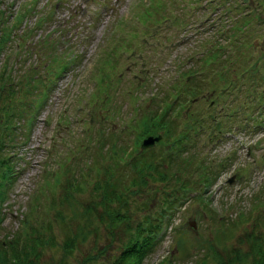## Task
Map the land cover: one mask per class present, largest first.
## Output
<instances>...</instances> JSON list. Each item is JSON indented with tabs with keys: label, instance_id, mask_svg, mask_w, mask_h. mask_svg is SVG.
<instances>
[{
	"label": "rangeland",
	"instance_id": "374dc122",
	"mask_svg": "<svg viewBox=\"0 0 264 264\" xmlns=\"http://www.w3.org/2000/svg\"><path fill=\"white\" fill-rule=\"evenodd\" d=\"M53 1L0 0V30L15 39L9 45L4 41L3 52L16 58L8 72L13 90L0 98V240L5 250L11 242L18 245L25 215L30 222L25 244L32 225L45 238L52 235L59 247L72 236L70 251L46 243L34 250L37 264H81L89 255L84 264H111L133 241L135 225L153 224L176 198L170 228L145 246L141 264H160L164 258L162 264H250L255 238H264V108L256 113L257 101L264 99L259 98L264 96V21L254 23L264 17V0H244L228 14L222 10L242 0H61L55 8ZM29 4L33 10L24 13ZM216 15L221 17L214 20ZM238 25L244 34L236 31ZM148 31V42L156 41L153 47L139 41ZM241 40L249 45L237 49L235 70L230 67L221 77L226 66L203 64L216 50L219 62L225 45ZM247 54L253 58L247 60ZM243 68L253 73L241 76ZM185 69L197 70L194 82L180 79ZM52 79L42 107L26 123L40 82ZM233 82H240L239 91ZM185 83L189 95L171 104ZM225 85L223 95L218 87ZM31 87L33 97L26 95ZM213 99V108L207 107ZM10 113L16 124L11 130ZM165 114L170 121L165 128L154 125L136 137L142 116L158 123ZM215 121L232 134L207 139L204 134ZM196 124L204 128L196 142L174 158L164 157L176 135L191 141L188 133ZM147 138L154 144L143 148ZM108 178L115 191H124L121 206L110 199L100 206L93 187L107 185ZM198 188L212 197L186 194ZM136 234L146 242L142 228Z\"/></svg>",
	"mask_w": 264,
	"mask_h": 264
},
{
	"label": "trees",
	"instance_id": "16d2710c",
	"mask_svg": "<svg viewBox=\"0 0 264 264\" xmlns=\"http://www.w3.org/2000/svg\"><path fill=\"white\" fill-rule=\"evenodd\" d=\"M243 1L244 0L241 1V4L244 3ZM248 9L250 10L249 6H248ZM249 10H248V14L251 12V10L250 11ZM23 11H24V13L28 12V8L27 7L24 8ZM15 19H20V17L15 16ZM0 20H1V18H0ZM246 20L247 19L242 20V21L245 22ZM263 21H264V17L263 18H257L256 17L254 19V23L255 24H258V23L263 22ZM37 27H38V24H37ZM241 27L242 26L238 25L237 28H236V31H239V32L242 31L243 34H244L245 31H244V29H240ZM31 29L33 30L32 27H31ZM14 40H15L14 37H12V35L10 36L9 32L4 31V30H0V98H4L5 97V92L6 93H11L12 90H13V88L12 89L9 88V87H12L13 85L10 83V77L8 75V72H10L12 67H13L11 65L12 60L14 62L16 60V58H14L15 55L7 57V53H4L3 50L5 48V44L6 43L9 45ZM4 41H5V44H4ZM236 41L239 42L240 39H237ZM245 44H247V43L244 40H241L240 44L237 43L235 45H234V42H231L230 46L225 45V50L227 52L224 53L222 59L219 58L220 59L219 62L217 61V59L214 58V55H217V53H216L217 50H216V51H213L210 54V56H207L208 58L207 57L205 58V60L203 61V64H207L209 62L212 65H215V64H219L220 65L221 64L222 67L226 66V69H222L221 70L222 74L219 72V74L222 77L223 74H224V71H226V70L230 71V67H232V69L235 70L233 68L234 67L233 65L236 62L234 63V61H235V59L239 58V54H237V49H239V47H241V46H244ZM247 45H249V44H247ZM248 56H249L248 59L253 58L252 54H247L246 57H248ZM253 63H254V61H253ZM177 64H178V62L176 61L175 67L179 66ZM179 64H180V61H179ZM203 64L201 65V67L203 66ZM235 66H236V64H235ZM195 71H197V70L189 71V69H185L183 74H181L180 79H181L182 76H186L185 77V79H186L185 81H187L188 79L192 78L191 80L194 82L196 79L193 78L194 76L192 77V73L195 72ZM210 71H211V68H210ZM242 71H244V72H241L243 74V76H247V77H249V75L253 73L248 68H243ZM48 72H49V69H46V71L44 72V77L45 76L48 77V75H47ZM54 72L51 71L52 74L50 73L52 77L55 76ZM198 72L202 73V70H198ZM198 72L196 74H199ZM231 72L234 73V71H232V70H231ZM33 73L34 72L31 71V74H33ZM41 73H43V72L41 71ZM41 73H40V75H41ZM178 76H179V74L177 73L176 78H178ZM254 77H255V75H254ZM228 81L223 79V83L222 84H228L229 83L228 85H230V82H228ZM230 81L232 82L231 79H230ZM43 84H44L43 81H41L40 82V87H39V90H38V95L36 96L34 103H36L38 101V99L40 98V96L42 95ZM186 84L187 83L183 84L179 88V90H177V91H175L173 93V95L171 96V99H170L171 104L178 103V105H179V104H181V102H184L183 100L182 101L180 100V96L187 95V94L189 95V93H187L186 90L183 88ZM234 84L235 83L233 82V85ZM228 85L219 86L218 87L221 90L220 92L221 93L223 92L222 93L223 95L225 94L226 91H228ZM238 85H237V87L239 88L238 89V91H239L241 87H239ZM240 86H242V85L240 84ZM33 92H34V88L31 87L30 89L26 90V95L31 94V96L33 97ZM89 96H91V95H89ZM210 102L208 103L207 107L213 108L215 100L214 99L210 100ZM178 105H175V106H178ZM182 108L183 107L181 106V109ZM173 109H174V106L172 107V110ZM161 114H162V112H158V116H160ZM167 115L165 114V117L161 118L160 122H158V123H155L154 122L155 118H153L150 115L142 116L141 119L138 121V126L140 128H139V130L137 132L136 137L140 136L142 133L151 131L152 128H155L154 125H157V127H160V128L164 127V126H167L170 123V121L166 118ZM212 115H213L212 113L208 114V119L210 120V122L212 120L211 119ZM12 116H13V113H10L9 117L6 119L9 122L8 124L11 123ZM256 124H259L258 121H256ZM256 126H258V125H256ZM198 127H199L198 124H196L189 131L188 135L192 134V133H195L197 131ZM222 128H223V124L219 125V123L216 121L214 123V125L211 127V131L213 132L212 136H218V132H219L218 130H220ZM188 129L189 128H187L186 130H188ZM186 130H183V132H186ZM0 139H1V136H0ZM183 142H184V136L180 138V137H178V135H176L173 145L174 146H176V145L180 146V144H183ZM182 149H183V147H182ZM54 180L55 179H52V183L54 182ZM106 180L108 182L107 185L101 184V185H95V187H93L95 190H99V195H97V197H98V199H100V201L98 200L99 203H100V206L105 208L107 206L106 205L107 204V202H106L107 199H110V200L114 201L115 203H118L119 206H121L120 204H122V201H120V200L122 199V196H121L122 189L119 188L118 190L115 191V187L113 186L112 181L109 178L106 179ZM209 183H207V184H209ZM181 186H182V184H181ZM123 192H122V194H123ZM65 195H70V193L66 192ZM33 197L35 198V195ZM2 198L3 197H0V199H2ZM86 209H89V207L87 206ZM85 211H89V210H85ZM21 220H22V226L20 227L19 233H20V235H23V236L18 241V245L14 244L13 242H11V244H10V242L7 241V243L10 244V247H9L8 250H5V241H3V240L1 241L0 240V264H37L36 263L37 253H35L34 250L36 251L37 249L38 250L42 249V247L44 246L43 245L44 243H46V246H48V247L49 246H57L55 240L53 239L54 237L52 235H50L49 238L48 237L45 238L43 236V231H41V230L40 231H35L34 230L35 229V225L34 226L32 225L31 228L28 227L29 228L28 232L31 230L32 231V236L30 237L31 241L29 243L25 244L24 241L26 239H28L27 238L28 234L25 237V225H26V222L28 223L29 221L25 217V215L23 216V218ZM29 225H30V222H29L28 226ZM158 225H159L158 221H155L153 224H144V223L138 222V224L135 225V228H134L133 238H132L133 241L130 240V242H127V244L124 246L125 248L123 250L119 251V257H120L121 260H118V259L116 260L115 259L116 261L115 262L112 261L111 264H117L119 262H121L123 264H141V260H142V256H143V249L150 242V238L152 239L154 231L158 228ZM151 226H152V229H151ZM141 228H142V230H144L145 234H147L146 242H145V240H144V238L142 236H138L136 234V231H138V230L141 231ZM50 234H52L51 231H50ZM17 236H18V234H15V236L12 237V238L16 239ZM148 237H149V239H148ZM22 240H23V242L20 245V241H22ZM255 241H256V244H255V246L253 247V249L251 251V254H254V256L251 259V263L250 264H264V238H261V237L258 238L257 237V238H255ZM73 246L74 245L72 244V236H70V237H66L63 240L62 245L60 247L59 246H57V247H59L60 249H63L65 252H67V251L72 250ZM26 247H28V249H30L31 252L27 251ZM6 248H7V246H6ZM28 252H29V254H36V256L30 255V256L27 257V253ZM36 252H38V251H36ZM91 258H92V256H90V255H89V257H85L84 256V258L81 261V264H84L85 259L89 260ZM235 258L236 257H233L232 260L234 261ZM165 260H166V258H164L163 262ZM170 260L172 261V259H170ZM19 262H21V263H19ZM162 263H160V264H162Z\"/></svg>",
	"mask_w": 264,
	"mask_h": 264
},
{
	"label": "water",
	"instance_id": "95a60500",
	"mask_svg": "<svg viewBox=\"0 0 264 264\" xmlns=\"http://www.w3.org/2000/svg\"><path fill=\"white\" fill-rule=\"evenodd\" d=\"M147 139H148L149 141H147L146 144L143 145V147H145V146H149L150 144H152V143H151V139H150V138H147ZM145 140H146V139H145Z\"/></svg>",
	"mask_w": 264,
	"mask_h": 264
}]
</instances>
